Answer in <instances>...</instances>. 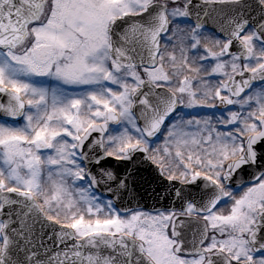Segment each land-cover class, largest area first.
Masks as SVG:
<instances>
[{"label": "snow or ice", "instance_id": "snow-or-ice-1", "mask_svg": "<svg viewBox=\"0 0 264 264\" xmlns=\"http://www.w3.org/2000/svg\"><path fill=\"white\" fill-rule=\"evenodd\" d=\"M0 116V264H264V0H0Z\"/></svg>", "mask_w": 264, "mask_h": 264}, {"label": "flooded vegetation", "instance_id": "flooded-vegetation-1", "mask_svg": "<svg viewBox=\"0 0 264 264\" xmlns=\"http://www.w3.org/2000/svg\"><path fill=\"white\" fill-rule=\"evenodd\" d=\"M213 111H216V110L215 109H206V108L201 109L202 116L205 115V114H211ZM190 114L191 115H196V109H192L190 111Z\"/></svg>", "mask_w": 264, "mask_h": 264}, {"label": "water", "instance_id": "water-1", "mask_svg": "<svg viewBox=\"0 0 264 264\" xmlns=\"http://www.w3.org/2000/svg\"><path fill=\"white\" fill-rule=\"evenodd\" d=\"M0 118H3V119H8V120H10L11 121V118H5V117H2V116H0ZM179 184L177 183V186H178ZM160 191L161 192H163V190L162 189H160ZM147 204H148V206L149 207H151L152 205H154L155 204V201L154 200H152V199H147Z\"/></svg>", "mask_w": 264, "mask_h": 264}, {"label": "rangeland", "instance_id": "rangeland-1", "mask_svg": "<svg viewBox=\"0 0 264 264\" xmlns=\"http://www.w3.org/2000/svg\"><path fill=\"white\" fill-rule=\"evenodd\" d=\"M196 116H198V117L199 116H202V113H201V109L200 108L196 109Z\"/></svg>", "mask_w": 264, "mask_h": 264}]
</instances>
